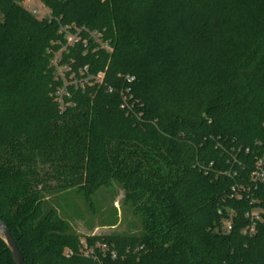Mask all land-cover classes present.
<instances>
[{
    "label": "trees",
    "instance_id": "16d2710c",
    "mask_svg": "<svg viewBox=\"0 0 264 264\" xmlns=\"http://www.w3.org/2000/svg\"><path fill=\"white\" fill-rule=\"evenodd\" d=\"M41 1L51 20L0 0V220L24 264H264V0ZM61 25L86 30L59 95Z\"/></svg>",
    "mask_w": 264,
    "mask_h": 264
},
{
    "label": "built area",
    "instance_id": "2783aa9c",
    "mask_svg": "<svg viewBox=\"0 0 264 264\" xmlns=\"http://www.w3.org/2000/svg\"><path fill=\"white\" fill-rule=\"evenodd\" d=\"M24 8L31 13L33 16L39 18V19H46V20H51L53 18L51 10L41 1V0H21ZM59 32L63 36V41L65 43L64 49L67 50L70 46L75 45L79 41V34L81 31H85V27H75L74 25H61L59 27ZM90 38L100 47L101 49L105 51H109L111 48L107 42H104L100 35L95 33V32H89ZM84 42V41H83ZM64 51L58 52L57 54H54L53 57L51 58V65L54 69L55 75L58 79L61 78L67 79V77L74 79V73L71 70V62L68 60L70 63L67 62V60H64V57L61 56ZM84 68L83 70H85ZM67 73V75H66ZM102 79V74L100 75H95L94 77H90L88 80H95L96 82H101ZM124 82L127 84H130L133 82L134 78L129 75L124 76ZM66 87L65 84H62L60 93L61 91L64 90ZM111 91V90H110ZM60 97V96H59ZM251 181L254 184H260L264 182V155L256 158L255 163H254V168L251 173ZM235 188H238V190L235 191ZM232 191L234 192L235 197L241 198L242 193H248L249 189L244 188L242 186H235L232 188ZM241 191V192H239ZM245 217L249 220V225L245 227L242 230L243 235L247 236H252L256 233V225L260 221V211L259 210H252L250 212H247L245 214ZM227 230H231V226L227 223ZM112 258H115V254H112Z\"/></svg>",
    "mask_w": 264,
    "mask_h": 264
},
{
    "label": "rangeland",
    "instance_id": "374dc122",
    "mask_svg": "<svg viewBox=\"0 0 264 264\" xmlns=\"http://www.w3.org/2000/svg\"><path fill=\"white\" fill-rule=\"evenodd\" d=\"M65 45V43L63 42V43H61L60 45H59V52H61V51H65V54H67V50L66 49H64V46ZM55 50V48L53 49V51ZM58 51H55L54 53H53V55L54 54H57V52ZM69 59H67V62L68 63H70L69 61H68ZM53 72H54V70H53ZM97 75H100V72H98L97 73ZM59 81L61 82V84H65V85H68V84H71V83H75V80L74 79H72V78H69V77H67V79H63V80H61V78L59 79ZM62 86V85H61ZM118 199H121V197L119 196V198ZM114 207H116L117 209L119 208V204L116 202L115 204H114ZM80 208H82V206L80 207ZM83 209V208H82ZM121 217H123V214H122V212H121ZM73 226H74V228L77 230V231H79V233L80 234H86V231H85V226H84V222L81 220H79L78 222H73ZM96 231H95V234H97V233H101V234H109L110 232H124V231H126L127 230V223L125 222V223H123V221L119 224V225H117V227H115L113 230H111V229H106V230H103V229H95Z\"/></svg>",
    "mask_w": 264,
    "mask_h": 264
},
{
    "label": "water",
    "instance_id": "95a60500",
    "mask_svg": "<svg viewBox=\"0 0 264 264\" xmlns=\"http://www.w3.org/2000/svg\"><path fill=\"white\" fill-rule=\"evenodd\" d=\"M0 240L8 249L14 264H24L23 256L7 227L0 220Z\"/></svg>",
    "mask_w": 264,
    "mask_h": 264
}]
</instances>
